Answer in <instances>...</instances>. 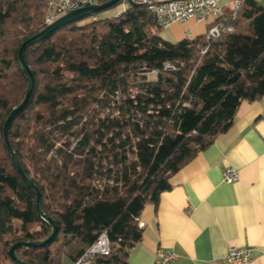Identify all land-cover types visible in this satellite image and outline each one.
Segmentation results:
<instances>
[{"label": "trees", "instance_id": "16d2710c", "mask_svg": "<svg viewBox=\"0 0 264 264\" xmlns=\"http://www.w3.org/2000/svg\"><path fill=\"white\" fill-rule=\"evenodd\" d=\"M47 1L0 0L4 264H17L7 252L13 243L41 241L52 228L38 215L3 132L28 84L18 48L47 26ZM233 24L213 41L204 33L170 42L146 6L129 4L116 15L60 26L25 49L34 87L7 139L57 231L43 245L17 248L23 262L75 261L105 231L112 251L95 261L126 264L142 238V209L156 206L170 177L232 125L241 102L264 94V3L247 0ZM152 69L157 74L149 77Z\"/></svg>", "mask_w": 264, "mask_h": 264}, {"label": "crops", "instance_id": "0c3cea01", "mask_svg": "<svg viewBox=\"0 0 264 264\" xmlns=\"http://www.w3.org/2000/svg\"><path fill=\"white\" fill-rule=\"evenodd\" d=\"M220 5L228 14L231 0ZM178 24L183 37L203 35L207 27L194 18L169 27ZM227 166L237 170L234 182L223 179ZM169 182L157 205H146L138 216L142 238L126 264H154L158 249L175 254L169 264H230L231 247H250L247 264H264V94L241 102L232 125ZM61 264L74 261L62 258Z\"/></svg>", "mask_w": 264, "mask_h": 264}, {"label": "built area", "instance_id": "2783aa9c", "mask_svg": "<svg viewBox=\"0 0 264 264\" xmlns=\"http://www.w3.org/2000/svg\"><path fill=\"white\" fill-rule=\"evenodd\" d=\"M92 0H48L43 23L48 25L68 11L78 8ZM247 0H231L228 14L224 16L220 0H120L121 5L138 4L146 6L154 15L161 28H167L173 23L186 22L197 19L206 23L205 40L213 41L223 33L235 30L233 22L238 12ZM262 1V0H252ZM207 47L201 49L204 54ZM164 69H173L170 63L164 64ZM156 70L148 73L154 77ZM226 183L234 182L238 178L237 170L227 166L222 172ZM111 244L106 232L98 235L97 239L74 261V264H94L98 256H107L111 253ZM252 257L250 247H231L227 260L230 264H247ZM175 259V254L162 249L157 250V259L154 264H169Z\"/></svg>", "mask_w": 264, "mask_h": 264}, {"label": "water", "instance_id": "95a60500", "mask_svg": "<svg viewBox=\"0 0 264 264\" xmlns=\"http://www.w3.org/2000/svg\"><path fill=\"white\" fill-rule=\"evenodd\" d=\"M119 1L120 0H108L106 2L98 3L97 0H92L91 2H88V3L82 5L78 8L72 9V10L68 11L67 13L61 15L57 19H55L53 22L48 24L46 27H44L39 32L33 34L32 36H30L26 39H24L18 48L17 63H18V66L20 67V69L26 74V76L28 78V84H27V88H26L25 96H24L23 100L20 102V104H18L16 107H14L8 113V115L4 121L3 132H4V137H5V143H6L8 153L12 159V163H13L15 169L17 170V172L19 173V175L21 176L23 181L26 183V185L28 187H30L35 194L36 209H37L38 215L44 221H46L48 224H50L52 228H51L49 235L41 241H38V242L17 241L9 247V249L7 251L8 255L17 264H30V263H25L20 259V257L16 253L17 248H19L21 246L33 248L36 246L43 245L46 242H48L57 231V226H56L55 222L53 220H51L50 218H48L46 215H44L42 210H41V206H40L41 195H40L39 189L25 175V173H24V171H23V169H22V167H21V165H20V163H19L8 139H7V130H8L9 123L14 118V116L26 105V103L29 99V96L32 93V90L34 87V77H33V74L31 72L30 68L28 67V65L25 61L24 51L30 45L37 43L38 41L42 40L43 38H45L46 36L51 34L58 27L69 24L73 21L88 17L89 15H92L94 13L101 11V10H104L105 8H108L112 5H115Z\"/></svg>", "mask_w": 264, "mask_h": 264}, {"label": "rangeland", "instance_id": "374dc122", "mask_svg": "<svg viewBox=\"0 0 264 264\" xmlns=\"http://www.w3.org/2000/svg\"><path fill=\"white\" fill-rule=\"evenodd\" d=\"M262 3H264V0L261 1ZM126 5H121L120 4H116L113 7L109 8V9H105L102 11L97 12V16L98 17H103V16H108V15H116L119 12H121L123 9H125ZM159 35L170 42H176L178 40V37L180 36H184L182 29L179 28V24L178 25H174V27H167L164 29H161L159 31ZM192 35H190L189 37L191 38ZM0 264H4V261L0 260Z\"/></svg>", "mask_w": 264, "mask_h": 264}]
</instances>
